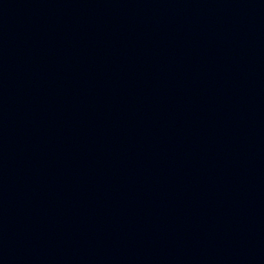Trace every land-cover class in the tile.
<instances>
[{
	"label": "water",
	"instance_id": "95a60500",
	"mask_svg": "<svg viewBox=\"0 0 264 264\" xmlns=\"http://www.w3.org/2000/svg\"><path fill=\"white\" fill-rule=\"evenodd\" d=\"M0 264H264V0H0Z\"/></svg>",
	"mask_w": 264,
	"mask_h": 264
}]
</instances>
